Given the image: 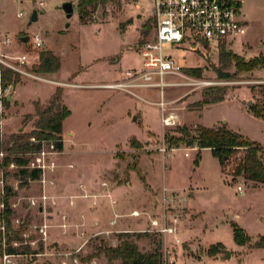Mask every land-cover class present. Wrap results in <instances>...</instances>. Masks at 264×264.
<instances>
[{
    "label": "rangeland",
    "instance_id": "rangeland-1",
    "mask_svg": "<svg viewBox=\"0 0 264 264\" xmlns=\"http://www.w3.org/2000/svg\"><path fill=\"white\" fill-rule=\"evenodd\" d=\"M65 1L73 4L69 18L61 9ZM140 1L137 9L133 0H107L87 7L81 20L77 0H46L43 14L38 11V20L28 24L35 8L31 0H0V28L11 40L4 51L28 52L36 59L40 51L50 50L60 59L56 74L39 73L45 81L19 77L10 85L7 95L13 96L17 87L22 101L5 104L1 99L0 264L2 244L22 255L16 258L18 264H59L54 253L63 251L77 255L81 263L116 264L118 260L108 261L105 249L122 241H132L144 254L158 250L162 264H264V248L253 246L264 234V184L235 174L242 149L220 162L210 149H200L194 141L199 124L226 126L264 151V119L248 107L254 102L255 86L264 82V67L238 70L233 62L225 70L232 77L218 79L214 69L220 67V48L215 53H202V48L168 50L184 68L199 67L201 76L184 70L183 75L166 76V81L195 80V84L164 88L178 124L163 127L157 88L128 93L101 86L121 81L125 71L141 66L138 47L152 37L153 28L151 9L146 0ZM239 1L246 32L225 49L246 62L260 56L264 63V55H258L264 48V0ZM36 32L43 38L40 49L32 42ZM25 35L30 38L20 41ZM57 87L60 104L70 114L61 125L63 148L51 156L56 168L48 174L53 181L48 192L55 196V203L39 210L30 203L39 194L38 179L20 173L24 162L15 159L24 151H17L13 144L19 134L34 129L38 120L34 104L48 107ZM211 87V92L219 88L224 92L223 100L198 108L202 92ZM181 127L188 133H181ZM237 184L243 193L236 190ZM100 207H105L110 223L103 228L84 224L79 210ZM66 210L72 211L70 218ZM152 220L158 225H152ZM43 223L48 225L46 236L38 230ZM234 225L248 236L243 246L233 240ZM163 226L174 232H159ZM217 243L223 248L209 255ZM224 249L230 253L228 259H222ZM66 264L71 261L66 259Z\"/></svg>",
    "mask_w": 264,
    "mask_h": 264
},
{
    "label": "built area",
    "instance_id": "built-area-1",
    "mask_svg": "<svg viewBox=\"0 0 264 264\" xmlns=\"http://www.w3.org/2000/svg\"><path fill=\"white\" fill-rule=\"evenodd\" d=\"M31 1L35 5L34 9L38 12L46 0ZM133 3L137 9L142 6L140 0H133ZM145 3L151 9L153 35L138 47L142 58L141 66L125 71L121 81L101 86L117 88L129 93H134L133 89L157 88L159 99L156 104L160 112V123L163 127H173L178 124V116L175 110L169 107V101L164 98V88L181 84H195V80L192 82L165 80L166 76L183 75L184 68L174 56L169 54L168 50L188 49L195 52L202 48V53L208 50L215 53V49L223 46L230 47L234 40L243 36L246 26L240 19L239 0H146ZM21 16V12L17 13V17ZM32 42L35 48L42 47L43 38L39 32L34 33ZM10 44L9 36L0 28V108L2 107L1 99L9 97L7 92L12 85V83L3 81V69L11 70L20 78L45 81L39 73L33 70L38 57L33 59V56L28 52L10 53L4 51V45L10 46ZM30 141L37 142L34 137H31ZM45 141L47 140L40 141L39 149L26 151L19 155V158H23L24 154L31 156L30 160L23 158L24 163L19 165L20 168L38 171L39 176L34 180L38 179L39 194L32 197L30 203L37 204L39 210L45 208L48 202L55 203V196L48 192L50 185L53 184V181L49 180L48 174L56 168L51 156L59 150L55 148L53 141L49 144H46ZM45 145H47L46 148ZM10 166L13 167L14 163H11ZM236 190L243 193V187L240 184L236 185ZM135 212L138 214L137 211H133L131 214L137 215ZM151 223L154 226L158 225L156 220H152ZM61 226L65 227V224ZM47 228L48 225L43 223L38 227V230L43 236H46ZM1 229L3 230L4 226H1ZM157 230L162 233L174 232L173 228L167 226ZM2 245V264H18L16 258L22 255L6 249L4 244ZM54 254L58 256L59 264H66V259H69L71 264H95V262L81 263L77 255L73 256L69 251ZM168 262L172 263V260ZM164 264L167 262L165 261Z\"/></svg>",
    "mask_w": 264,
    "mask_h": 264
},
{
    "label": "trees",
    "instance_id": "trees-1",
    "mask_svg": "<svg viewBox=\"0 0 264 264\" xmlns=\"http://www.w3.org/2000/svg\"><path fill=\"white\" fill-rule=\"evenodd\" d=\"M107 0H77V8L79 18L83 20L85 16V10L89 6H96L97 4L104 3ZM37 65L33 66V70L36 73H55L60 69V59L50 50H42L39 53ZM218 62L220 67L214 69L216 77L218 79H228L232 77V74L225 71L226 68L232 65L234 62L238 70L254 69L258 66L264 67L262 59L259 57L252 58L249 61H244L243 58L234 55L231 51L221 47L218 52ZM183 70L193 76L200 77L201 69L197 68H183ZM3 81L14 84L18 81L19 76L9 69H3L2 71ZM256 93L254 94V102L249 105V109L252 114L258 118L264 119V82L257 84ZM214 87L206 89L202 92V99L197 101L196 106L202 108V106L210 103L222 101L224 98V92L219 88L217 92L213 91ZM217 89V88H216ZM61 89L56 88L51 98L48 107L41 109L38 103L34 104L35 114L38 116V120L35 122L34 129L26 135H18L13 146L17 151H33L40 147L41 140H52L57 150H62L63 143L60 137L61 125L63 120L70 114L69 109L60 104ZM5 104H9L10 101L7 97L4 98ZM181 133L187 134L186 127L178 128ZM34 137L37 142H31L30 138ZM195 144L200 148L210 149L213 156L217 157L220 162H224L235 150L242 149L244 154L236 165L234 170L236 175H242L248 181L254 184H264V158L261 147L243 137L236 131L228 129L226 126L220 127H206L203 125L196 126V135L194 138ZM2 145L0 143V149ZM6 161L8 158L6 157ZM16 162H24L19 158L15 159ZM22 175H27L30 179L38 178L39 174L36 170L20 169ZM233 240L237 245L243 246L248 241V236L244 230L234 225L232 226ZM217 249H213V246L209 249V255L217 253L218 249L223 248L221 243L216 244ZM256 248H264V234H262L258 240L253 244ZM158 249V248H157ZM10 251H16L10 249ZM28 251V250H27ZM105 255L109 262L118 260L116 264H162V258L160 252L154 251L153 253L144 254L140 252L135 243L132 241H122L116 247L106 248Z\"/></svg>",
    "mask_w": 264,
    "mask_h": 264
},
{
    "label": "crops",
    "instance_id": "crops-1",
    "mask_svg": "<svg viewBox=\"0 0 264 264\" xmlns=\"http://www.w3.org/2000/svg\"><path fill=\"white\" fill-rule=\"evenodd\" d=\"M240 2V1H239ZM40 14H43V11L40 10ZM38 18H39V14H38ZM38 20V19H37ZM246 23V22H245ZM5 32V31H4ZM7 33V32H5ZM258 55H264V48H262V50L258 53ZM256 55V56H258ZM114 62H117V59L116 60H113ZM125 73V72H124ZM56 74V73H55ZM108 75L110 77H113V73L112 72H109ZM108 76V77H109ZM122 76H123V73H122ZM24 88V86L22 87ZM112 89V88H111ZM22 90V89H21ZM20 90V91H21ZM129 93V92H128ZM135 93V92H134ZM21 95V94H20ZM11 97V100L12 101H15V102H20L22 100H19L18 98V88L16 87V90L14 92V95L13 96H10ZM10 100V101H11ZM203 149H208V148H203ZM97 189H101V186L98 187ZM50 190V189H49ZM101 192L104 191V190H100ZM99 197H102V196H99ZM98 197V198H99ZM96 204V201L95 203ZM66 214L68 216V218H70L71 214H72V211H68L66 210ZM79 214H80V218L81 220L83 221L84 224H87V225H91L92 223H97L98 225H100V228H103L105 225L104 224H108L110 223V220L107 222L106 220V209L105 207H100L99 209L97 210H90V211H86V212H83V210H79ZM173 233V232H172Z\"/></svg>",
    "mask_w": 264,
    "mask_h": 264
},
{
    "label": "water",
    "instance_id": "water-1",
    "mask_svg": "<svg viewBox=\"0 0 264 264\" xmlns=\"http://www.w3.org/2000/svg\"><path fill=\"white\" fill-rule=\"evenodd\" d=\"M61 9L63 10V12L66 14V17L69 18L72 13H73V4L71 1H65L62 3L61 5ZM38 19V12L37 10H33L31 15H30V18H29V21H28V24H31V23H34L35 21H37ZM67 26V25H66ZM29 36L28 35H25L23 37H20V41L22 42H26L28 40ZM7 100L10 101L11 100V97H7ZM251 101H248L247 104L249 105ZM223 123H224V120H223ZM230 256V253L227 249H224V256H222V259H228Z\"/></svg>",
    "mask_w": 264,
    "mask_h": 264
},
{
    "label": "bare ground",
    "instance_id": "bare-ground-1",
    "mask_svg": "<svg viewBox=\"0 0 264 264\" xmlns=\"http://www.w3.org/2000/svg\"><path fill=\"white\" fill-rule=\"evenodd\" d=\"M135 214H137V213L135 212Z\"/></svg>",
    "mask_w": 264,
    "mask_h": 264
}]
</instances>
